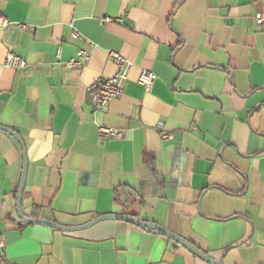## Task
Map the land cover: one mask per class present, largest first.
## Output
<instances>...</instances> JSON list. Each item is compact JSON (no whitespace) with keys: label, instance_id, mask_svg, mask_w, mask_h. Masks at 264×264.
<instances>
[{"label":"crops","instance_id":"obj_1","mask_svg":"<svg viewBox=\"0 0 264 264\" xmlns=\"http://www.w3.org/2000/svg\"><path fill=\"white\" fill-rule=\"evenodd\" d=\"M260 13L264 0H0L11 23L0 29V126L25 144L23 214L66 227L129 215L225 264H264ZM90 43L84 68L69 70ZM109 51L131 68L123 96L98 111L87 89L114 75ZM9 53L27 68H5ZM141 70L157 76L150 93ZM101 126L125 137L102 140ZM22 172L20 144L0 131V264H207L123 221L76 232L27 225Z\"/></svg>","mask_w":264,"mask_h":264},{"label":"built area","instance_id":"obj_2","mask_svg":"<svg viewBox=\"0 0 264 264\" xmlns=\"http://www.w3.org/2000/svg\"><path fill=\"white\" fill-rule=\"evenodd\" d=\"M256 21L258 24L264 23V13L256 15ZM11 25L9 20L0 14V29H6ZM18 30H27L28 26L23 24H17ZM71 39L74 41L82 40V36L77 30H72ZM96 46L94 43L89 44V48H81L77 51L75 58H72L65 63V66L69 70L79 71L84 68L86 63L91 58V50ZM109 59L113 62L115 66V73L110 78H99L94 81L87 89V96L92 104V106L98 110L103 111L107 105L115 99L123 96L124 85L127 80V74L131 68V63L120 53L115 51L108 52ZM58 58L60 56V50L57 54ZM4 67L13 70H24L27 68V62L20 56L9 53L7 54ZM157 81V76L155 73L149 70H141L138 84L144 89L146 93H150ZM99 137L102 140L116 139L121 140L125 137V132L116 128H109L105 126L99 127ZM161 138L164 141L172 139V135L166 132L161 127ZM5 246L3 235L0 233V249Z\"/></svg>","mask_w":264,"mask_h":264},{"label":"water","instance_id":"obj_3","mask_svg":"<svg viewBox=\"0 0 264 264\" xmlns=\"http://www.w3.org/2000/svg\"><path fill=\"white\" fill-rule=\"evenodd\" d=\"M0 131L8 133L10 136L15 138L17 142L20 144L22 151H23V172H22V177L20 180V185L18 189V204H17V212L18 216L27 225H36V226H42V227H48L52 228L58 231L62 232H76V231H82L85 229H89L96 224L106 221V220H117V221H123L127 222L130 224H133L137 227H140L144 230L152 231L155 233H158L175 243L179 244L180 246L184 247L186 250H188L191 254L202 260L203 262L207 264H225L224 263V257L220 258L219 260H215L211 258L209 255L204 253L202 250L199 248L195 247L193 244L190 242L186 241L185 239L181 238L180 236L173 234L172 232L166 230L165 228L158 226L156 224H150L148 222H144L141 220H138L134 218L133 216L129 215H105V216H100L99 218H96L95 220L89 222L88 224L82 225V226H77V227H66L57 224L56 222L53 221H46V220H35L26 217L23 214V207H22V202H23V195L25 191V186H26V180H27V171H28V161L26 157V149H25V144L22 140V138L14 131L0 126Z\"/></svg>","mask_w":264,"mask_h":264}]
</instances>
